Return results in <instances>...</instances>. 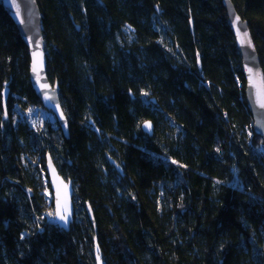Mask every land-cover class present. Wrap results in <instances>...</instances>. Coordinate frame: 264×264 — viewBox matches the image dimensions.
<instances>
[{
  "label": "trees",
  "instance_id": "1",
  "mask_svg": "<svg viewBox=\"0 0 264 264\" xmlns=\"http://www.w3.org/2000/svg\"><path fill=\"white\" fill-rule=\"evenodd\" d=\"M36 2L68 139L0 0V264H96V246L103 264H264V144L223 0ZM230 2L264 74V0ZM46 155L73 187L68 232Z\"/></svg>",
  "mask_w": 264,
  "mask_h": 264
},
{
  "label": "water",
  "instance_id": "2",
  "mask_svg": "<svg viewBox=\"0 0 264 264\" xmlns=\"http://www.w3.org/2000/svg\"><path fill=\"white\" fill-rule=\"evenodd\" d=\"M1 5L28 49L31 87L42 107L55 117L63 136L68 139V124L60 106L59 87L56 83L51 85L46 75L47 61L39 6L36 0H1ZM223 6L226 10L227 25L233 33L242 59L245 100L252 117L253 132L263 140L264 144V106H262L264 105V74L247 23L236 13L230 0H223ZM6 100L7 93H4V105ZM141 129L148 136L153 134V125L150 121L144 122ZM45 161L46 176L52 193L54 222L61 230L68 232L74 219L73 187L70 181L64 180L58 173L49 155H46ZM86 213L91 223H94L89 206L86 207ZM60 216L64 219H60ZM95 260L96 264H103L97 246Z\"/></svg>",
  "mask_w": 264,
  "mask_h": 264
},
{
  "label": "snow or ice",
  "instance_id": "3",
  "mask_svg": "<svg viewBox=\"0 0 264 264\" xmlns=\"http://www.w3.org/2000/svg\"><path fill=\"white\" fill-rule=\"evenodd\" d=\"M245 36H246V33H245ZM262 106H264V105H262ZM145 126L148 127V125H145ZM57 215H59V213H57ZM60 219H64V217L60 216Z\"/></svg>",
  "mask_w": 264,
  "mask_h": 264
}]
</instances>
